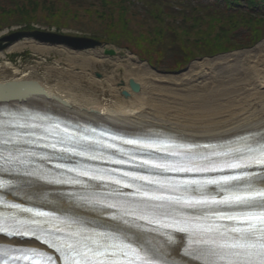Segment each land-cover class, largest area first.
<instances>
[{"label": "snow or ice", "instance_id": "obj_1", "mask_svg": "<svg viewBox=\"0 0 264 264\" xmlns=\"http://www.w3.org/2000/svg\"><path fill=\"white\" fill-rule=\"evenodd\" d=\"M7 115L0 173L77 190L49 199L37 188L26 197L51 205L47 211L8 199L20 185L0 179V264H264V132L183 144Z\"/></svg>", "mask_w": 264, "mask_h": 264}, {"label": "rangeland", "instance_id": "obj_2", "mask_svg": "<svg viewBox=\"0 0 264 264\" xmlns=\"http://www.w3.org/2000/svg\"><path fill=\"white\" fill-rule=\"evenodd\" d=\"M43 1L38 11L42 16L49 15V20L40 19L29 24L10 21L9 25L0 29V38L13 32L48 33L100 44L71 49L63 42H43L32 36L24 38L16 43L25 41L36 49L27 47L18 52L10 51L9 48L3 50L0 53V77L10 78L12 75V70L5 64L21 71L33 68L35 76L42 83L60 87L85 101L95 95L104 105L120 101L108 89V81L119 88L120 83L126 81L128 73L136 71L135 68H138L136 74L141 78L157 80L161 95L185 100L191 95H204L226 85L236 84L244 78L247 62L264 54V36L250 47H242V43L227 40V46L235 44L238 47L230 52L200 56L181 70L168 72L154 67L142 55L144 48L149 46L145 38L158 28L155 22L143 20L159 10V7L154 10L153 0H48V4ZM160 12L163 14L161 9ZM119 13H122L124 24L119 25L117 21ZM58 15L61 16L60 22L55 23L53 18L58 19ZM102 17L105 19L103 24ZM110 20L112 22H108ZM106 28L109 33L119 35L120 41L110 40ZM123 31L129 38L124 39L125 36L120 34ZM207 43L214 44L215 40ZM136 46L144 48L138 49ZM106 50H113L115 55H106ZM154 54L159 57L157 53ZM197 75L202 76L193 82ZM119 98L123 99L121 96ZM122 102L128 103V100L123 99Z\"/></svg>", "mask_w": 264, "mask_h": 264}, {"label": "bare ground", "instance_id": "obj_3", "mask_svg": "<svg viewBox=\"0 0 264 264\" xmlns=\"http://www.w3.org/2000/svg\"><path fill=\"white\" fill-rule=\"evenodd\" d=\"M27 47L34 48L22 41L12 45L9 50L18 52ZM263 64L264 54L247 62L244 78L236 84L204 95H191L185 100L161 95L157 80L141 78L136 74L138 68L131 72L126 70L129 72L127 79L120 83L119 88L108 81V89L120 101L107 105L97 95L85 101L60 87L48 86L35 76L33 68L21 71L5 64L12 70V75L10 78L0 77V111L12 106L22 112L27 108L50 111L74 120L108 125L131 134L160 132L191 141L235 139L244 134L264 132ZM194 77L193 82L200 78L198 75ZM131 80L138 84L137 91L130 86ZM29 83H33V86ZM123 92L128 95L123 96ZM120 96L128 103L122 102ZM37 188L47 192L49 199L61 192L66 193L64 187L36 183L26 184L24 189L18 191V196L10 198L53 210L51 205L35 203L26 198L29 194L35 196ZM75 210L89 219L95 215L86 208Z\"/></svg>", "mask_w": 264, "mask_h": 264}, {"label": "trees", "instance_id": "obj_4", "mask_svg": "<svg viewBox=\"0 0 264 264\" xmlns=\"http://www.w3.org/2000/svg\"><path fill=\"white\" fill-rule=\"evenodd\" d=\"M153 1L154 10L159 7L158 13L143 20L155 22L158 28L145 38L149 46L136 48H144L143 57L161 70L178 71L200 56L230 52L238 47L235 44L227 46V40L250 47L264 36V0ZM43 2L48 4V0ZM41 3L42 0H0V29L9 25L10 21L29 24L40 19L49 20V15L42 16L38 11ZM37 14L41 17L38 18ZM60 18L58 15L59 20L55 17L53 20L59 23ZM103 19L102 24L105 22ZM117 21L119 25L124 24L122 13H119ZM106 30L110 40L120 41L119 35L109 33L108 28ZM124 32L120 33L125 36L124 39L129 38ZM210 40H215V43H207ZM154 53L159 57H155Z\"/></svg>", "mask_w": 264, "mask_h": 264}, {"label": "water", "instance_id": "obj_5", "mask_svg": "<svg viewBox=\"0 0 264 264\" xmlns=\"http://www.w3.org/2000/svg\"><path fill=\"white\" fill-rule=\"evenodd\" d=\"M37 37L38 40L43 41V42H50V43H67L69 48L71 49H82L84 47H89V46H97L100 43L96 41H90V40H83V39H78V38H72V37H65V36H59L55 34H48V33H26V32H17L10 34L8 36H5L0 39V52L7 49L17 41H20L24 38H30V37ZM86 42V43H84ZM106 55H115V52L113 50H106L105 51ZM13 84V83H11ZM9 84V85H11ZM31 86H33V83H29ZM37 85L36 83H34ZM28 85V84H27ZM130 86L134 91H137L139 89L138 84L135 83V81L131 80L130 81ZM40 88V87H39ZM42 89L40 88L39 91ZM128 94L126 92H123V96H127Z\"/></svg>", "mask_w": 264, "mask_h": 264}]
</instances>
